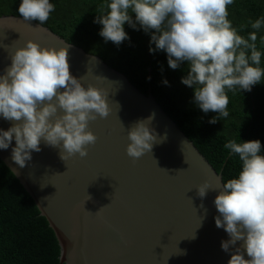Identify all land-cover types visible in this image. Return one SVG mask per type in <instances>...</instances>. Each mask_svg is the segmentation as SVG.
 Returning <instances> with one entry per match:
<instances>
[{"label":"water","instance_id":"obj_1","mask_svg":"<svg viewBox=\"0 0 264 264\" xmlns=\"http://www.w3.org/2000/svg\"><path fill=\"white\" fill-rule=\"evenodd\" d=\"M29 40L41 48L67 47L71 74L83 77L85 87L105 90L111 108L107 118L89 123L98 139L88 146L86 157L77 153L65 162L60 149L42 139L41 151L32 152V159L20 168L12 160L14 137L8 149H0V159L54 230L60 264H228L243 241L228 252L221 246L230 239L215 223L219 213L214 201L223 190L222 172L151 89L144 93L101 56L36 20L24 21L14 14L0 15V74L11 65V55ZM150 116V127L160 142L133 159L127 154L128 130ZM14 123L0 115V130L7 131ZM205 181L215 190L200 198L197 187ZM244 257L250 259L246 250Z\"/></svg>","mask_w":264,"mask_h":264},{"label":"clouds","instance_id":"obj_2","mask_svg":"<svg viewBox=\"0 0 264 264\" xmlns=\"http://www.w3.org/2000/svg\"><path fill=\"white\" fill-rule=\"evenodd\" d=\"M233 2L106 0L97 8L95 23L103 25L99 34L105 41L117 45L129 39L126 23L133 29H137L138 23L145 32L155 30L151 36L155 48L150 51H166L172 69L187 62V75L181 82L194 88L195 102L204 113H218L209 121L215 124L229 116L228 91H251L264 77L262 53L256 44L264 17L250 22L254 31L245 38L228 18V7ZM54 10L50 0H21L18 8L24 21L38 20L41 25ZM260 39L264 44V37ZM11 61L4 74H0V115L15 123L7 131L0 130V149H8L14 137L12 160L20 168L32 159V152L41 151L42 139L48 146L59 148L65 162L77 153L86 157L88 146L98 139L89 130V123L98 117L107 118L111 112L108 93L93 85L85 87L83 77L78 79L71 74L67 47L41 48L29 40L26 47L11 55ZM152 119H142L128 130L127 154L133 159L151 152L154 143L160 142L150 127ZM224 148L239 156L242 170L224 183L214 201L219 213L216 226L224 228L230 237L222 241V249L228 252L231 245L243 241L228 264H264L261 142L238 143L230 139ZM197 190L198 196L205 198L209 190L215 189L210 181H205ZM244 250L250 259H245Z\"/></svg>","mask_w":264,"mask_h":264},{"label":"trees","instance_id":"obj_3","mask_svg":"<svg viewBox=\"0 0 264 264\" xmlns=\"http://www.w3.org/2000/svg\"><path fill=\"white\" fill-rule=\"evenodd\" d=\"M105 2L50 0L55 10L44 25L67 41L101 56L144 93L151 89L166 112L222 172L224 183L242 170L239 156L224 148L228 140L235 139L238 143L259 140L260 154L264 155V77L251 91L239 88L235 92L228 91L229 116L211 124L209 121L218 113H204L195 102L194 88L181 82L187 75V62L172 69L166 51H150L155 48L151 43L155 30L145 32L138 23V30L126 23L129 39L120 45L105 41L99 34L103 25L95 23L99 15L97 8ZM20 3L21 0H0V15H19ZM228 11L233 27L247 38L254 31L250 22L264 17V0H234ZM132 17L135 20L134 13ZM261 37H264V26L256 41L262 53L261 67H264ZM59 255L60 246L54 230L19 179L0 159V264H60Z\"/></svg>","mask_w":264,"mask_h":264}]
</instances>
